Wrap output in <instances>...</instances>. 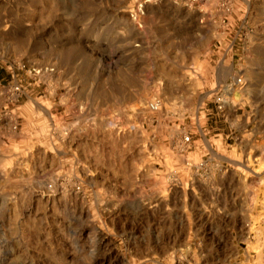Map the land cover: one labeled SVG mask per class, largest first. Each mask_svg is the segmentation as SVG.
Returning <instances> with one entry per match:
<instances>
[{
    "label": "rangeland",
    "instance_id": "obj_1",
    "mask_svg": "<svg viewBox=\"0 0 264 264\" xmlns=\"http://www.w3.org/2000/svg\"><path fill=\"white\" fill-rule=\"evenodd\" d=\"M0 173V264H264V0H0Z\"/></svg>",
    "mask_w": 264,
    "mask_h": 264
},
{
    "label": "bare ground",
    "instance_id": "obj_2",
    "mask_svg": "<svg viewBox=\"0 0 264 264\" xmlns=\"http://www.w3.org/2000/svg\"><path fill=\"white\" fill-rule=\"evenodd\" d=\"M156 73H157V72H156ZM152 108H153V107H152ZM143 109L146 110L147 108H143ZM148 109H149V107H148ZM153 109H154V108H153ZM149 110H151V109H149ZM7 125L9 126L10 123H7ZM3 177H4L3 173H0V179H3ZM180 197H181V194H180L179 192H177L176 189H174L173 199H174L175 201H178ZM143 212H145V210H143ZM90 224H91V226H92V223H90Z\"/></svg>",
    "mask_w": 264,
    "mask_h": 264
},
{
    "label": "built area",
    "instance_id": "obj_3",
    "mask_svg": "<svg viewBox=\"0 0 264 264\" xmlns=\"http://www.w3.org/2000/svg\"><path fill=\"white\" fill-rule=\"evenodd\" d=\"M154 108V107H153Z\"/></svg>",
    "mask_w": 264,
    "mask_h": 264
}]
</instances>
